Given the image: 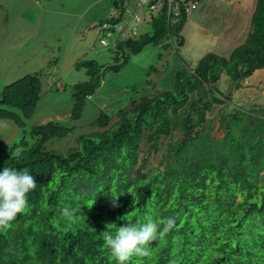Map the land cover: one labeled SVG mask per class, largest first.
Returning <instances> with one entry per match:
<instances>
[{"label":"trees","instance_id":"1","mask_svg":"<svg viewBox=\"0 0 264 264\" xmlns=\"http://www.w3.org/2000/svg\"><path fill=\"white\" fill-rule=\"evenodd\" d=\"M133 1L149 9L150 31L140 32L141 23L132 35L125 30L126 14L143 21L129 10ZM203 1L156 7L159 0H115L109 22L100 24L107 36L116 30L122 36L115 64L78 62L89 80L73 87L72 121L131 55L148 45L182 47L188 18ZM263 69L264 0H258L246 41L229 58L207 54L177 72L171 90L131 101L115 123L101 113L90 125L94 131L64 154L46 145L68 137L74 125L49 122L29 130L23 121L40 100L38 77L0 87V118L14 120L22 132L10 149L0 147V172L28 169L36 180L25 211L0 229V264H117L100 236L108 225L114 231L151 218L162 228L169 217L175 225L151 243V255L127 264H264V109L227 114L218 121L220 138L208 126L213 107L232 98L219 92V80L226 76L238 89ZM65 207L75 210L72 219L62 215Z\"/></svg>","mask_w":264,"mask_h":264},{"label":"rangeland","instance_id":"2","mask_svg":"<svg viewBox=\"0 0 264 264\" xmlns=\"http://www.w3.org/2000/svg\"><path fill=\"white\" fill-rule=\"evenodd\" d=\"M114 1L0 0V87L3 89L27 75L37 76L41 95L31 118H23L27 128L49 122L75 126V131L65 139L49 142L47 151L64 154L78 147V138L94 131L90 125L101 113L112 116L115 123L122 110L132 107L131 101L140 102L171 90L177 72L188 65L194 66L207 54L229 58L245 43L258 2L204 0L188 18L182 32L185 40L182 47L165 50L148 45L141 53L131 55L128 65L120 72L107 74L101 87L87 99L81 118L73 122V87L89 80L86 69L78 68V62L95 60L100 65L115 64L114 46L122 36L117 30L112 37L107 36L100 26L114 12ZM128 8L143 21L126 14L125 30L132 35L131 30L139 28L141 23L140 32L150 31L149 9H139L137 1ZM244 82L239 90L226 76L217 84L224 96L232 95L229 103L215 105L208 115L209 129L217 138L223 136L217 132L218 121L227 114L264 109V69ZM21 134L20 130L12 142L0 147L10 149ZM27 140L32 141L30 137Z\"/></svg>","mask_w":264,"mask_h":264},{"label":"clouds","instance_id":"3","mask_svg":"<svg viewBox=\"0 0 264 264\" xmlns=\"http://www.w3.org/2000/svg\"><path fill=\"white\" fill-rule=\"evenodd\" d=\"M125 33L124 36L127 37V32ZM35 187L36 180L28 169L17 171L5 167L0 172V229L9 228L17 214L25 211L28 204L27 195ZM74 213V209L70 210L68 207L62 209V215L68 219H72ZM160 223L163 224L162 228L149 218L143 224L128 222L120 226L115 225L114 231V224H110L107 226L108 230L100 236L117 264H127L134 256L138 258L150 256L151 243L162 239L174 227L175 220L169 217Z\"/></svg>","mask_w":264,"mask_h":264},{"label":"water","instance_id":"4","mask_svg":"<svg viewBox=\"0 0 264 264\" xmlns=\"http://www.w3.org/2000/svg\"><path fill=\"white\" fill-rule=\"evenodd\" d=\"M20 131L19 125L11 119H0V145L12 142Z\"/></svg>","mask_w":264,"mask_h":264},{"label":"built area","instance_id":"5","mask_svg":"<svg viewBox=\"0 0 264 264\" xmlns=\"http://www.w3.org/2000/svg\"><path fill=\"white\" fill-rule=\"evenodd\" d=\"M166 0H159L158 4L156 5V7H162L165 4ZM169 3L171 4L172 0H168Z\"/></svg>","mask_w":264,"mask_h":264},{"label":"crops","instance_id":"6","mask_svg":"<svg viewBox=\"0 0 264 264\" xmlns=\"http://www.w3.org/2000/svg\"><path fill=\"white\" fill-rule=\"evenodd\" d=\"M257 72H258V71H257ZM257 72H255V73H257ZM255 73H254V74H255ZM244 83H245V82H243L242 85H244Z\"/></svg>","mask_w":264,"mask_h":264}]
</instances>
